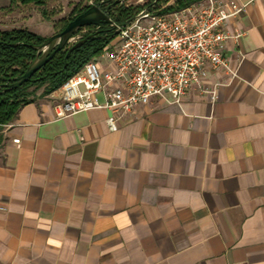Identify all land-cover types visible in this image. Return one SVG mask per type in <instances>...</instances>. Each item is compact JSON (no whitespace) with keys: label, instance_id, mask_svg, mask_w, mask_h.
Masks as SVG:
<instances>
[{"label":"crops","instance_id":"crops-1","mask_svg":"<svg viewBox=\"0 0 264 264\" xmlns=\"http://www.w3.org/2000/svg\"><path fill=\"white\" fill-rule=\"evenodd\" d=\"M241 1L216 99L153 98L112 131L49 94L0 128V264H264V0Z\"/></svg>","mask_w":264,"mask_h":264},{"label":"built area","instance_id":"built-area-1","mask_svg":"<svg viewBox=\"0 0 264 264\" xmlns=\"http://www.w3.org/2000/svg\"><path fill=\"white\" fill-rule=\"evenodd\" d=\"M247 6L241 0H199L167 12L164 6L142 10L103 49L105 65L99 56L91 59L51 93L56 116L107 109L109 128L115 131L138 105H148L153 98L180 103L198 89L203 97L216 99L224 80L210 84V77L238 76L239 64L231 62L226 48L231 42L241 45L244 31L229 27ZM80 39L75 35L71 44Z\"/></svg>","mask_w":264,"mask_h":264},{"label":"trees","instance_id":"trees-1","mask_svg":"<svg viewBox=\"0 0 264 264\" xmlns=\"http://www.w3.org/2000/svg\"><path fill=\"white\" fill-rule=\"evenodd\" d=\"M46 1L22 0L23 3L35 2L39 5L45 4ZM86 1H92V4L82 7H80V4L76 5L72 14L67 19L62 20L63 25L59 32L66 27L69 21L86 11L91 5L98 4L106 9L111 3V0ZM197 1L199 0H176L174 5L166 7L163 11L182 9ZM160 2L161 0H149L146 7L161 9ZM142 10H144V7L141 5L127 6L126 3H123L115 6L111 10L114 25L105 24L98 28L95 26L86 27L89 29L94 28V31L88 32L82 37L84 39L91 36L81 47L72 52L69 51V47L58 52L49 63L43 66L21 87L6 90L0 88V128L12 122L22 106L34 101L38 89L44 87L43 95L51 94L77 73L88 61L100 55L113 39L117 29L131 21ZM47 38L27 28L0 30V77L11 79L23 75L37 57L38 51L31 45H40ZM3 83L5 82L3 81Z\"/></svg>","mask_w":264,"mask_h":264},{"label":"rangeland","instance_id":"rangeland-1","mask_svg":"<svg viewBox=\"0 0 264 264\" xmlns=\"http://www.w3.org/2000/svg\"><path fill=\"white\" fill-rule=\"evenodd\" d=\"M148 1L142 0L139 2V0H128L125 3L127 6L141 5L144 9H147L146 3ZM15 2L12 1V6L0 13V30L27 28L29 30L32 29L44 37H50L59 32L63 25L62 20L67 19L72 14L74 8L60 0H47L43 5L36 4L35 2L23 3L22 0H20L19 5H16ZM175 2L176 0H161L160 5L162 7H168L174 5ZM88 4H92V1L80 3V7ZM91 31H94V28H87L86 31L82 30L77 35L83 37ZM43 91L44 87L38 89L36 93L38 92L39 95L35 94V97L46 96L43 95Z\"/></svg>","mask_w":264,"mask_h":264},{"label":"water","instance_id":"water-1","mask_svg":"<svg viewBox=\"0 0 264 264\" xmlns=\"http://www.w3.org/2000/svg\"><path fill=\"white\" fill-rule=\"evenodd\" d=\"M126 1L128 0H111V3L106 9H103L101 5L93 4L86 11L76 16L73 20L69 21L62 31L48 37L40 45H31V47L38 51L36 59L30 64L23 75L11 79L0 77V88L6 90L8 88L17 89L21 87L23 84L28 82L32 76L43 66L49 63L58 52L68 47L70 48L69 51L72 52L73 50L81 47L91 36L80 39L70 46L72 38L80 30L90 26L99 27L105 24L114 25V22L111 18V10L115 6L123 4ZM118 32L119 30L117 29L116 33L113 35V38L118 34ZM3 81L5 83H3Z\"/></svg>","mask_w":264,"mask_h":264}]
</instances>
